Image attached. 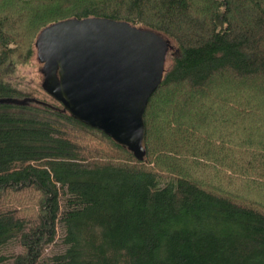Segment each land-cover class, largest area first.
I'll list each match as a JSON object with an SVG mask.
<instances>
[{"label":"trees","instance_id":"16d2710c","mask_svg":"<svg viewBox=\"0 0 264 264\" xmlns=\"http://www.w3.org/2000/svg\"><path fill=\"white\" fill-rule=\"evenodd\" d=\"M85 17L168 43L142 158L42 89L38 34ZM0 264H264V0H0Z\"/></svg>","mask_w":264,"mask_h":264},{"label":"water","instance_id":"95a60500","mask_svg":"<svg viewBox=\"0 0 264 264\" xmlns=\"http://www.w3.org/2000/svg\"><path fill=\"white\" fill-rule=\"evenodd\" d=\"M35 44L42 89L74 119L142 158L144 110L162 79L167 41L126 21L85 17L46 26Z\"/></svg>","mask_w":264,"mask_h":264},{"label":"rangeland","instance_id":"374dc122","mask_svg":"<svg viewBox=\"0 0 264 264\" xmlns=\"http://www.w3.org/2000/svg\"><path fill=\"white\" fill-rule=\"evenodd\" d=\"M38 69L39 66L34 64L20 70L18 75H21L22 77L18 76V78L20 81L19 87L21 89H28L29 87L32 88L35 83L40 82L41 78Z\"/></svg>","mask_w":264,"mask_h":264}]
</instances>
